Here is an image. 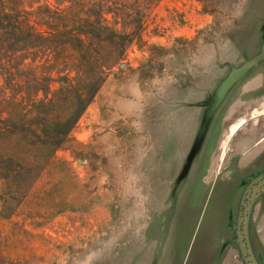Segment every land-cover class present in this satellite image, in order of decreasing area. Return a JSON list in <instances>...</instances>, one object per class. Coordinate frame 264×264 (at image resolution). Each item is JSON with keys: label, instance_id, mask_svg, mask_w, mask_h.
I'll return each mask as SVG.
<instances>
[{"label": "rangeland", "instance_id": "1", "mask_svg": "<svg viewBox=\"0 0 264 264\" xmlns=\"http://www.w3.org/2000/svg\"><path fill=\"white\" fill-rule=\"evenodd\" d=\"M0 4L48 36L0 44V264H151L157 233L199 237L192 174L235 183L230 138L264 106L228 77L260 48L264 0ZM236 215L197 252L245 264Z\"/></svg>", "mask_w": 264, "mask_h": 264}, {"label": "crops", "instance_id": "2", "mask_svg": "<svg viewBox=\"0 0 264 264\" xmlns=\"http://www.w3.org/2000/svg\"><path fill=\"white\" fill-rule=\"evenodd\" d=\"M263 41L264 36L262 37L260 48L256 51L254 50L249 56L244 57L245 61L251 56L261 52ZM233 66L234 65H232V67ZM241 78H244L243 82L238 84L244 86L241 94L252 100V106H250L252 110L260 100L264 101V58L254 63ZM234 89L237 94L240 93L241 89ZM257 98L260 99L257 100ZM263 109L264 106L257 107L255 114L249 117V119H251L250 124L246 127H241L244 121L238 129L234 131L230 138L232 139V147H230V151L227 155L230 156L229 163H231V165H229L226 172L229 178L232 173V178L236 180L235 183L230 184V181L218 179L210 184H204L205 181L204 178H201V175H204L205 172L201 173L200 171L198 174H192L193 178L190 179L191 184L194 183L196 176L198 177L195 192L199 195L194 194L193 196H196L197 200H191L190 203L194 206L196 201L201 209V214L196 212V220L198 217L196 229L199 233V237H193L189 241H184L178 239L177 235L171 233H157L152 237L154 241V254L152 255L153 259L151 264H216L217 258L207 257L203 252L200 254L197 251L199 249L200 252L203 250L201 244L203 243V238L210 224H214L217 228L224 227L228 213L230 215L234 210L237 212L236 218L238 221L240 203L242 202L246 188L250 184H255L264 178V112L259 113ZM260 121H263V123L258 124ZM193 168H195V166ZM187 192L188 190L184 189L182 194H186ZM254 196L255 199L253 203H251L248 212V240L256 264H264V237L262 238L259 232L257 233L259 228H256L257 226L254 225V221L258 224L260 222L264 230V185L260 186L254 192ZM234 204H236V209L234 208L233 210L231 207ZM191 208L193 209V207ZM201 216L203 220H201ZM166 218L171 222L172 218L170 216L164 217V219L161 220V225L165 223L164 220ZM178 233L181 234V229ZM147 237V234H145L142 240L147 239ZM192 240H194L193 243ZM137 241H140V237ZM178 242H180V244L182 243V246L185 247L183 251L178 250ZM139 246L141 245H138V247ZM174 246V251L171 255L168 254V251ZM194 246L196 247V252L194 250L193 253L188 254L187 251H185L186 247L191 248ZM149 255V252L148 254L144 253L142 260L140 258V263L142 261V264H147L146 260Z\"/></svg>", "mask_w": 264, "mask_h": 264}, {"label": "water", "instance_id": "3", "mask_svg": "<svg viewBox=\"0 0 264 264\" xmlns=\"http://www.w3.org/2000/svg\"><path fill=\"white\" fill-rule=\"evenodd\" d=\"M264 41L262 44L261 52L257 55L251 56L248 60H243L241 65L239 67H232V69L228 73V77H232V83L240 79L244 73H246L250 67L259 61V59L264 58ZM230 78L228 83H230ZM228 87V85L226 86ZM227 89V88H226ZM229 89V88H228ZM264 112V110L260 111L259 113ZM264 185V178L261 179L259 182L255 184H250L245 192L242 199V202L240 203V211L238 216V221L235 225L236 233H237V239L235 241L237 242L240 250L241 255L244 257V261L246 264H256L254 260V256L252 253V249L250 247L249 238H248V231H247V221H248V212L250 209L251 203H253L255 196L254 192L260 187Z\"/></svg>", "mask_w": 264, "mask_h": 264}, {"label": "trees", "instance_id": "4", "mask_svg": "<svg viewBox=\"0 0 264 264\" xmlns=\"http://www.w3.org/2000/svg\"><path fill=\"white\" fill-rule=\"evenodd\" d=\"M8 9L7 6L0 4V44L2 45L1 50L3 52L9 50L21 51L31 46L40 45L36 44V40L48 39V36L40 32H35L33 28H25L22 26L15 10ZM53 15L54 13H52ZM66 32L70 33L71 30ZM49 33L51 35L54 34L50 31Z\"/></svg>", "mask_w": 264, "mask_h": 264}, {"label": "bare ground", "instance_id": "5", "mask_svg": "<svg viewBox=\"0 0 264 264\" xmlns=\"http://www.w3.org/2000/svg\"><path fill=\"white\" fill-rule=\"evenodd\" d=\"M234 129H236V128H234Z\"/></svg>", "mask_w": 264, "mask_h": 264}, {"label": "flooded vegetation", "instance_id": "6", "mask_svg": "<svg viewBox=\"0 0 264 264\" xmlns=\"http://www.w3.org/2000/svg\"><path fill=\"white\" fill-rule=\"evenodd\" d=\"M245 262V261H244ZM246 264V263H245Z\"/></svg>", "mask_w": 264, "mask_h": 264}]
</instances>
